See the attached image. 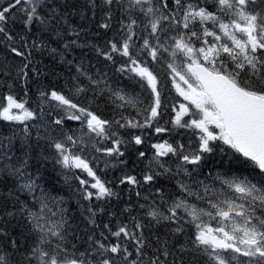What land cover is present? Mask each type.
Wrapping results in <instances>:
<instances>
[{"label": "trees", "instance_id": "1", "mask_svg": "<svg viewBox=\"0 0 264 264\" xmlns=\"http://www.w3.org/2000/svg\"><path fill=\"white\" fill-rule=\"evenodd\" d=\"M190 2L216 11L215 0H207L206 5L204 0ZM8 3L9 0H0V7ZM169 3L175 11L172 0ZM33 4L37 7V14L31 23H26ZM125 8L127 0H119L110 6L104 0H22L20 5L11 10L6 24H0L5 29L0 32V103L6 105L4 97L12 95L34 113V118L23 122L0 119V254L8 257L9 264H29V252L39 239V234L32 228L29 213H40L42 202L47 204L43 214L48 226L59 224V231L64 237L63 240L49 237L53 247L60 243L70 252H91L93 241L103 239L101 232L108 236L105 243L117 242V238L104 228L105 224L113 231L120 225H127L130 232H143L147 245L144 255L137 257L135 241L122 237L119 242L133 253L129 260L138 259L140 264H150L151 259L160 256L164 264H211L203 247L197 248L193 244L198 221L187 219L188 214L183 209H177V216L172 221L161 218L157 222L147 212L154 208L168 216L169 208L179 201L201 207L208 204V199L215 201L219 193L228 190L227 185L222 183L224 180L245 177L254 183L260 180L259 170L252 162L237 159L238 154L222 141L210 142L214 151L203 153L197 164L184 161V155L191 157L200 154L202 133L198 129L180 127L175 123L179 105H187L188 101L176 91L168 64L182 67L187 62L182 55L173 58L165 52L158 61H151L147 55L142 57L149 62L158 78L161 101L159 115L150 125L137 128L127 126V121L144 124L147 115L145 109L154 106V95L145 81L128 70L127 57L111 53L112 59H108L102 54L111 52L110 43H104L106 33L113 36L111 42L122 41L126 30H122L120 24L124 21L127 23L129 15ZM131 15L137 19V25L133 28L136 33L133 36L135 46H142L144 38L155 45L156 37L149 36L150 29L145 30L143 15L138 11ZM104 23L111 26L101 27ZM207 26L211 28V22ZM94 28L98 30L96 37L90 35ZM195 30L201 31L198 25ZM215 30L219 34V30ZM114 34H117L116 38ZM158 35L167 45L170 43L169 37L176 35V32L168 30ZM59 38L65 43L60 42ZM204 39L212 42L213 38ZM195 46L204 45L200 41ZM13 48L24 55L17 56L12 52ZM221 55L226 58V54ZM88 59H92V62L86 61ZM25 64L27 68H24ZM22 68L27 73L26 77L18 75ZM142 84L144 87H141ZM52 91L63 94L78 107H84L112 122L110 133L115 135L97 137L94 133H88L82 120H68L67 115L76 110L58 106L57 101L50 99ZM116 92L126 99L118 100ZM41 93L48 95L42 96ZM128 99L132 103H127ZM190 109L195 111L191 106ZM13 112L19 113V110L13 109ZM62 118L61 125L54 123ZM190 118L185 115L181 122ZM156 128L163 131L157 132ZM66 136H72L77 141V147L68 145L73 152H77L78 147L84 149L79 154L88 159L96 175L106 182L113 195L102 199H96L94 195L92 199H85V188L93 193L97 190L81 186L77 177L94 182L92 178L86 172L65 168L57 163L58 154L52 144L53 141L67 144ZM135 136H140V144L135 143ZM117 140L119 144L115 143ZM158 144L171 145L177 151L159 155L155 147ZM116 148L119 152L108 153V149ZM21 162L26 164L22 169L24 176L14 175ZM148 175L153 176V180L146 181ZM29 176L36 181L35 190L31 192L21 187L27 183ZM129 176L135 177L137 182L129 183L126 179ZM205 187L211 190L207 195ZM232 195L229 189L227 197ZM48 209L56 215L53 216ZM209 219L207 216L202 217L203 223ZM212 221L217 225L216 221ZM137 222L143 225L142 229L134 227ZM177 227L183 231L175 232ZM89 237H93V241ZM12 241L16 242V247H13ZM43 247L47 249L48 245ZM165 250L169 253L167 257L162 255ZM107 255L115 264H128L122 254ZM238 260L244 261V258ZM98 261L99 257L97 264ZM237 261H233V264H239ZM31 264H37V261L33 258Z\"/></svg>", "mask_w": 264, "mask_h": 264}, {"label": "snow or ice", "instance_id": "2", "mask_svg": "<svg viewBox=\"0 0 264 264\" xmlns=\"http://www.w3.org/2000/svg\"><path fill=\"white\" fill-rule=\"evenodd\" d=\"M114 2L119 0H104L109 6ZM21 3L22 0H9L7 6L0 7V24H6L11 10ZM204 3L206 5L207 0H204ZM172 4L175 5V11L169 0H127V8L124 10L129 15L127 23L121 22L122 30H126L123 32L122 41L110 42L111 52L102 53L108 59H112L111 53L127 57L128 70L145 81L154 95V106L150 105L145 109L147 115L144 124L127 121V126L137 128L150 125V122L159 115L161 101L158 78L150 68L149 62L142 57L147 55L151 61H158L165 52L170 53L173 58L182 55L187 59L182 67L168 64L176 91L188 101L187 105L183 103L179 105L175 123L180 127L198 129L202 133L200 154L191 157L184 155V161L197 164L203 153L214 151V146L210 142L222 141L238 154L237 159L243 158L252 162L259 170L260 180L254 183L245 177L222 181L233 195L223 199L216 197L215 201L208 199V209L179 201L169 208L168 216H164L154 208L149 210L147 215L157 222L161 218L172 221L177 216V209H183L193 222L200 221L195 224L197 232L193 244L197 248L203 247L211 264H233L238 257L249 258L248 262L240 260L239 264H264V0H259V4L258 0H215V12L210 11L207 6H200L199 3L193 4L190 0L187 3L184 0H172ZM137 11L146 20L144 28L150 29L149 36L156 37L155 45L144 38L142 46H135L133 36L136 33L133 28L137 25V19L131 14ZM36 14L37 7L33 4L28 11L26 23H31ZM208 22H211V28L207 26ZM197 25L201 29L199 32L195 30ZM101 27L109 28L110 24L104 23ZM215 29L219 30V34ZM168 30H174L176 35L170 36V43L166 45L161 41L158 33H165ZM4 31V27L0 26V32ZM205 37H212V42L204 39ZM200 41L204 46L196 47V42ZM12 52L17 56L24 55L15 48ZM222 53L226 54V58L222 57ZM27 67L28 65L25 64L24 68ZM18 75L26 77L27 73L22 68ZM141 87L144 85L142 84ZM77 90L82 91V89ZM41 95L48 94L41 93ZM115 95L118 100L126 99L119 93ZM4 99L7 104L0 103V119L23 122L34 118V113L25 107L24 102L17 101L12 95H7ZM50 99L57 101L58 106L76 110L70 112L67 119L82 120L86 124L88 133L103 138L115 135L110 133L112 122L100 118L84 107H78L63 94L52 91ZM127 103H132V100L128 99ZM190 106L195 109L194 112L191 111ZM13 109L19 110V113L13 112ZM185 115L192 118L182 123ZM54 123L61 125L63 118L55 120ZM209 125H213L214 129L219 131L210 130ZM156 131L161 132L163 129L156 128ZM134 139L136 144L142 142L140 136H135ZM65 140L67 144L53 141L52 146L58 154L57 163L65 168L79 169L92 178L94 182L77 177L81 186L97 190L93 193L85 188V199H92L94 195L96 199L113 195L106 182L96 175L88 159L79 154L84 149L78 147V151L73 152L68 145L77 147V141L72 136H66ZM115 143L119 144L120 141L117 140ZM155 147L159 155L177 151L171 145L158 144ZM112 152H119V149H108L109 154ZM119 154L123 155V153ZM140 155L144 154L140 153ZM25 166V162H21L20 167H17L13 174L24 176L22 169ZM126 179L129 183L137 182L135 177L129 176ZM145 180L151 181L153 176L148 175ZM21 187L30 192L34 191L36 181L29 176L27 183ZM204 191L207 195L211 190L205 187ZM198 198L203 199V197ZM45 208L47 204L42 202L40 213H29L32 228L39 234L38 241L27 257L29 264L33 258L37 264H97V257H99L98 264H115L107 254H122L128 264H140L138 259L129 260L133 253L119 241L122 237L135 241L137 245L135 254L137 257H142L147 246L145 237L143 232L139 234L130 232L127 225H120L116 231H113L105 224L104 228L111 236L117 238V242L105 243L108 236L101 232L103 239L93 241V237H89L94 245H90L91 252H78V250L70 252L60 243L53 247L49 237H57L60 240L64 237L59 231V224L54 227L48 226L43 214ZM48 211L52 212L53 216L56 215L51 209ZM203 216L216 220L217 226L213 228L203 223ZM134 227L142 229L143 225L137 222ZM182 231L180 227L175 229L177 233ZM45 244L48 245L47 249L43 247ZM12 245L16 247V242L12 241ZM72 247L75 248L74 245ZM162 255L167 257L169 253L165 250ZM253 257L258 259L253 261L251 259ZM0 264H9L6 255L0 254ZM150 264H164V261L160 256H156L150 260Z\"/></svg>", "mask_w": 264, "mask_h": 264}, {"label": "bare ground", "instance_id": "3", "mask_svg": "<svg viewBox=\"0 0 264 264\" xmlns=\"http://www.w3.org/2000/svg\"><path fill=\"white\" fill-rule=\"evenodd\" d=\"M60 1H61V0H60ZM93 5H94V4H93ZM19 8H20V7H19ZM100 8L103 9L104 7H103V8L100 7ZM48 9H49V8H48ZM50 9H51V8H50ZM19 10H20V9H19ZM92 10H93V9H92ZM95 10H96V9H95ZM100 11H101V10H100ZM47 12H48V11H47ZM49 12H50V11H49ZM92 12H94V11H92ZM52 13H53V12H52ZM94 13H95V12H94ZM97 13H98V12H97ZM41 14H42V13H41ZM63 15H64V14H63ZM97 15H98V14H97ZM95 16H96V15H95ZM100 16H101V15H100ZM12 17H13V16H12ZM63 17H64V16H63ZM96 17H97V16H96ZM85 18H86V17H85ZM53 19H54V18H53ZM97 19H98V18H97ZM115 19H116V18H115ZM22 20H23V19H22ZM20 21H21V20H20ZM66 22H67V21H66ZM77 22H78V21H77ZM88 22H89V21H88ZM124 22H125V21H124ZM138 22H139V21H138ZM15 23H16V22H15ZM45 23H46V22H45ZM92 24H94V22H92ZM20 25H21V24H20ZM87 25H89V24H87ZM120 25H121V24H120ZM61 26H62V25H61ZM77 26H78V25H77ZM110 26H111V25H110ZM117 26H118V25H117ZM141 26H142V25H141ZM31 27H32V26H31ZM69 27H70V26H69ZM88 27H89V26H88ZM95 27H97V26L95 25ZM118 27H119V26H118ZM43 28H44V27H43ZM97 28H98V27H97ZM15 29H17V28H15ZM46 29H47V28H46ZM61 29H62V28H61ZM65 29H66V28H65ZM86 29H88V28H86ZM94 29H95V28H94ZM94 29H93V31H91V30L89 29V30L91 31V32H90V35L93 36V37H96V36H97V33H98V30H96V29L94 30ZM44 30H45V29H44ZM58 30H59V29H58ZM62 30H63V29H62ZM76 30H78V29H76ZM112 30H113V29H112ZM18 31H19V30H18ZM79 31H80V30H79ZM77 32H78V31H77ZM100 32H101V31H100ZM113 32H115V31H113ZM116 32H117V31H116ZM46 33H47V32H46ZM51 33H52V32H51ZM62 33H63V32H62ZM62 33H61V34H62ZM117 33H118V32H117ZM42 34H43V33H42ZM57 34H59V33L57 32ZM61 34H60V35H61ZM63 34H64V33H63ZM74 34H75V33H74ZM112 34H113V33H112ZM54 35H56V34L54 33ZM90 35H89V36H90ZM114 35H115V34H114ZM116 35H117V34H116ZM116 35L114 36V38H116ZM119 35H120V34H119ZM62 36H63V35H61V37H62ZM83 36H84V35H83ZM93 37H91V38L93 39ZM101 37H102V36H101ZM62 38H63V37H62ZM91 38H90V39H91ZM119 38H120V37H119ZM59 39L61 40V38H59ZM92 39H91V40H92ZM104 39H105V42H104V43H110V42L113 40V36H111V35H107V33H106V36H105ZM50 40H52V39H50ZM93 40H95V39H93ZM48 41H49V39H48ZM62 41H63V40H61L60 42H62ZM55 42H56V41H55ZM63 42H64V41H63ZM83 42H84V41H83ZM51 43H52V42H51ZM64 43H65V42H64ZM95 43H96V42H95ZM61 44H63V43H61ZM83 44L85 45L86 43H83ZM54 45H55V44H54ZM89 45H90V44H89ZM100 45H101V44H100ZM103 46H104V45H103ZM53 47H54V46H53ZM56 48H57V47H56ZM66 48H67V47H66ZM89 48H90V47H89ZM54 49H55V48H54ZM57 50H58V49H57ZM75 50H76V49H75ZM90 50H92V48H91ZM100 50H102V49H100ZM67 51H68V50H67ZM78 53H79V52H78ZM62 54H63V52H62ZM90 60H91V62H92V59H90ZM90 60L88 59V60H86V61L89 62ZM102 60H103V59H102ZM96 61H97V60H96ZM74 62H75V61H74ZM93 62H94V61H93ZM99 62H100V61H99ZM84 63H87V62H84ZM82 64H83V63H82ZM87 64H88V63H87ZM87 64H86V65H87ZM89 64H91V63H89ZM93 65H94V64H93ZM87 66H89V65H87ZM92 67H93V66H92ZM87 69H88V68H87ZM98 69H99V68H98ZM91 70H92V69H91ZM70 71H71V70H70ZM94 71H95V70H94ZM37 87H38V86H37ZM38 88H39V87H38ZM36 89H37V88H36ZM111 89H112V88H111ZM38 90H39V89H38ZM116 93H117V92H116ZM127 107H128V106H127ZM129 132H130V131H129ZM127 133H128V132H127ZM127 133H126V134H127ZM124 135H125V134H124ZM124 135H123V136H124ZM124 137H125V136H124ZM122 138H123V137H122ZM126 138H127V137H126ZM126 140H127V139H126ZM127 144H128V143H127ZM206 205L209 206L208 204H206ZM187 219L192 220L191 217H190L189 215L187 216ZM196 222H197V221H196ZM198 222H199V221H198ZM243 258L245 259V257H242V259H243Z\"/></svg>", "mask_w": 264, "mask_h": 264}, {"label": "rangeland", "instance_id": "4", "mask_svg": "<svg viewBox=\"0 0 264 264\" xmlns=\"http://www.w3.org/2000/svg\"><path fill=\"white\" fill-rule=\"evenodd\" d=\"M212 127H214V126H213V125H209V129H210V130H212ZM202 208L208 209L209 206H207V205L204 204V206L202 205ZM199 222H200V221H199ZM208 222L211 223V226H212L213 228H215V226H217V225H216L211 219H209L207 222L204 221L205 224H208ZM238 259H240V258H238ZM251 259H252L253 261H255V260L258 259V258L253 257V258H251ZM244 261H245V262H248V261H249V258L245 257ZM237 263H239V260L237 261Z\"/></svg>", "mask_w": 264, "mask_h": 264}]
</instances>
